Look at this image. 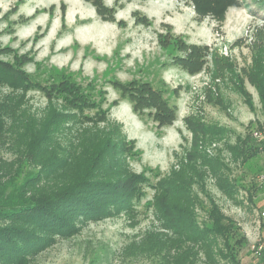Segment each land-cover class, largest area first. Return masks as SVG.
I'll return each instance as SVG.
<instances>
[{
    "label": "rangeland",
    "instance_id": "rangeland-1",
    "mask_svg": "<svg viewBox=\"0 0 264 264\" xmlns=\"http://www.w3.org/2000/svg\"><path fill=\"white\" fill-rule=\"evenodd\" d=\"M0 61L13 67L0 71L3 170L47 154L51 182L55 158L79 166L108 139L119 167L149 178L133 213L81 221L24 264H155L125 250L149 230L176 239L146 205L159 178L167 199L171 180L190 183L200 229L209 198L233 221L227 247L184 241L189 264H264V151L239 155L264 118V0H0Z\"/></svg>",
    "mask_w": 264,
    "mask_h": 264
},
{
    "label": "trees",
    "instance_id": "trees-1",
    "mask_svg": "<svg viewBox=\"0 0 264 264\" xmlns=\"http://www.w3.org/2000/svg\"><path fill=\"white\" fill-rule=\"evenodd\" d=\"M12 69L0 61V71ZM23 83L28 87L33 85L30 80ZM262 125L264 118L262 124L249 130L243 138L239 148L242 159H250L264 151ZM82 153L86 158L79 166L55 158L62 175L51 182L49 179L53 176L42 174L41 170L53 159L47 154L34 158L39 168L28 164L6 171L0 167V263L24 264L29 257L53 244L56 237L73 235L78 223L86 219L97 221L120 212L130 215L135 211V204L143 193L142 185L149 184V178L144 173L119 167L111 156L108 139L92 144ZM166 182V178H159L152 185L157 194L154 202L146 205L157 215L160 225L171 231L176 239L162 242V237L152 235L154 232L149 230L140 243L127 247L125 254L130 255L140 248L138 251L154 258L155 264H189L192 262L186 260L182 244L202 234H209L215 240L221 238L223 247H227L226 238L233 221L219 214L209 198L205 209L209 223L205 231L200 229L194 213L196 196L181 193L186 188L188 191L190 183L185 182L183 186L178 179L171 180L172 189L167 199ZM234 187H228V192L222 187L219 189L231 198Z\"/></svg>",
    "mask_w": 264,
    "mask_h": 264
}]
</instances>
